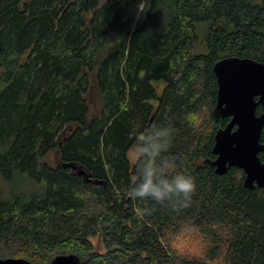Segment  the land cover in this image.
Listing matches in <instances>:
<instances>
[{"label": "trees", "instance_id": "1", "mask_svg": "<svg viewBox=\"0 0 264 264\" xmlns=\"http://www.w3.org/2000/svg\"><path fill=\"white\" fill-rule=\"evenodd\" d=\"M232 56L264 63V0H0V259L264 264V188L213 165ZM164 126L171 173L196 182L179 210L128 195L129 152ZM20 176L36 189L6 193Z\"/></svg>", "mask_w": 264, "mask_h": 264}, {"label": "water", "instance_id": "2", "mask_svg": "<svg viewBox=\"0 0 264 264\" xmlns=\"http://www.w3.org/2000/svg\"><path fill=\"white\" fill-rule=\"evenodd\" d=\"M218 79V100L215 112L230 118L226 127L215 136L213 165L218 174L238 167L245 173V186L264 188V163L259 154L264 151L261 143L264 113H257L264 106V63L252 58L237 56L220 59L214 65ZM0 264H33L22 258L0 259ZM47 264H82L75 254L56 256Z\"/></svg>", "mask_w": 264, "mask_h": 264}, {"label": "clouds", "instance_id": "3", "mask_svg": "<svg viewBox=\"0 0 264 264\" xmlns=\"http://www.w3.org/2000/svg\"><path fill=\"white\" fill-rule=\"evenodd\" d=\"M171 127H153L139 141L137 160L140 164L139 176L128 195L132 199H148L159 205H169L173 210L190 206L196 193V182L190 175L183 173L172 174L174 161L163 157L171 146ZM135 214L143 219L151 215L148 208H136Z\"/></svg>", "mask_w": 264, "mask_h": 264}, {"label": "rangeland", "instance_id": "4", "mask_svg": "<svg viewBox=\"0 0 264 264\" xmlns=\"http://www.w3.org/2000/svg\"><path fill=\"white\" fill-rule=\"evenodd\" d=\"M105 0H101V3H104ZM202 31L207 30V25L203 24L200 25ZM196 53H207V47L204 44H199L196 48ZM129 159L131 166L135 164L137 161V147L133 148L129 152ZM48 161L53 164V156L50 155L48 157ZM36 189L35 183L29 179L26 176H20V178L15 179L10 185L6 187V193L9 194V192H17V193H24L26 196L30 194L32 191ZM94 245H96L95 248L104 251L103 245L101 243V240L99 238H94L93 239Z\"/></svg>", "mask_w": 264, "mask_h": 264}]
</instances>
